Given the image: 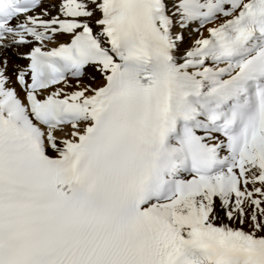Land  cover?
<instances>
[{"label": "snow or ice", "instance_id": "snow-or-ice-1", "mask_svg": "<svg viewBox=\"0 0 264 264\" xmlns=\"http://www.w3.org/2000/svg\"><path fill=\"white\" fill-rule=\"evenodd\" d=\"M0 264H264V0H0Z\"/></svg>", "mask_w": 264, "mask_h": 264}]
</instances>
